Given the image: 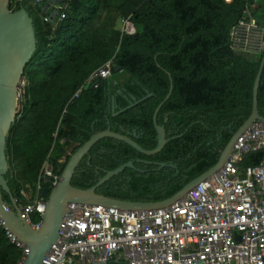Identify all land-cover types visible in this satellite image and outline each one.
I'll use <instances>...</instances> for the list:
<instances>
[{"label": "trees", "instance_id": "trees-1", "mask_svg": "<svg viewBox=\"0 0 264 264\" xmlns=\"http://www.w3.org/2000/svg\"><path fill=\"white\" fill-rule=\"evenodd\" d=\"M247 4L248 0H71L49 22L41 3L11 6L27 8L38 40L24 69V100L7 141V178L18 204L23 189L38 182L45 160L62 176L71 155L109 127L147 150L155 149L154 115L162 103L157 121L165 127L168 142L160 152L147 155L125 141L103 138L83 158L72 184L90 188L107 171L133 161L134 167L105 182L98 193L157 202L215 166L253 112L264 53L238 52L231 37ZM260 4L254 13L264 23V1ZM122 18L139 27L135 34L117 27ZM110 59L115 63L112 76L124 72L130 77L114 103L117 91L110 78L97 77L81 88ZM149 92L152 95L146 97ZM133 97L139 102L128 107ZM258 107L264 117V70ZM66 144L74 146L61 162ZM263 154L264 150L247 153L240 166L258 165ZM45 188L51 189L50 184H44L41 193ZM3 197L12 205L6 191ZM22 257L23 249L0 225V263L17 264ZM107 264L127 262L113 258Z\"/></svg>", "mask_w": 264, "mask_h": 264}, {"label": "built area", "instance_id": "built-area-1", "mask_svg": "<svg viewBox=\"0 0 264 264\" xmlns=\"http://www.w3.org/2000/svg\"><path fill=\"white\" fill-rule=\"evenodd\" d=\"M24 1L40 3L10 0L9 5L16 7ZM70 1L61 3L57 9L67 8ZM263 1L248 0L242 18L231 29L238 52L264 53V23L253 8ZM65 16L62 13L61 19ZM55 19L44 17L46 22ZM124 20L122 31L134 33L131 19ZM114 66V60H108L81 88L88 87L97 77L111 78ZM258 150H264L262 121L244 131L221 170L168 207L131 211L70 204L60 236L42 264L108 263L113 258L123 259L127 264H264V154L258 165L240 166L247 153ZM61 177L47 159L39 174L38 193L30 202L20 200L25 225L34 230L41 227L47 204L41 188L47 183L52 190ZM6 209L13 207L9 204ZM35 216L41 221L36 222ZM0 225L5 228L1 217ZM5 229L10 240L23 249V257L17 264H25L30 248Z\"/></svg>", "mask_w": 264, "mask_h": 264}, {"label": "water", "instance_id": "water-1", "mask_svg": "<svg viewBox=\"0 0 264 264\" xmlns=\"http://www.w3.org/2000/svg\"><path fill=\"white\" fill-rule=\"evenodd\" d=\"M43 5V12L55 19L59 10L57 4L65 3L67 0H39ZM10 0H0V217L5 223V228L13 232L21 241L30 248L25 264H42L43 259L52 249L54 243L60 236V229L66 215H69L68 206L73 203H87L106 207H116L123 210H155L168 207L191 192L200 182L208 179L221 170L229 161L234 145L243 135L244 131L256 121L264 122L258 107V93L262 73L264 70V55L254 86L253 112L248 120L239 128L231 138L227 146L221 152L219 161L211 169L188 183L174 196L157 202H135L112 198L98 193V188L105 182L120 174L128 167H134V162H127L114 170H109L100 178L99 182L87 189L75 187L72 184L76 169L83 158L90 152L92 147L101 139L114 137L125 141L140 152L147 155H154L160 152L168 142L164 126L157 121L158 112L163 103L157 108L154 115V123L158 133V145L153 150H147L134 141L131 137L117 133L109 127L105 131L94 134L90 140L82 145L71 155L59 184L52 190L45 188L43 196L47 198L46 210L43 215L42 225L38 230L24 224L21 218L19 204L14 197L7 178L11 165L7 153V141L11 128L16 120L18 107V87L22 80L24 69L33 58L37 50V36L34 19L26 7L18 10H11ZM116 71H121L120 67ZM121 91L120 93H122ZM172 92V91H171ZM171 92L168 97H170ZM152 95L151 92L148 96ZM135 100L128 107L137 104ZM127 107V108H128ZM114 109V106H113ZM122 109L121 111H123ZM53 164V163H52ZM163 166L166 164H162ZM6 191L12 200L13 210H7L9 205L4 197ZM107 264V263H96ZM196 264H205L199 262Z\"/></svg>", "mask_w": 264, "mask_h": 264}, {"label": "rangeland", "instance_id": "rangeland-1", "mask_svg": "<svg viewBox=\"0 0 264 264\" xmlns=\"http://www.w3.org/2000/svg\"><path fill=\"white\" fill-rule=\"evenodd\" d=\"M125 18H122L119 20L118 23V28L123 30L124 27V20ZM139 29L138 26H136L134 24V28L133 31L134 33L131 34H135L137 32V30ZM110 80L113 82V86L116 88V93H113L112 95V100L113 103L115 102V97L117 93H120L121 91H124L125 85L130 82V77L124 73V72H119L115 75H113ZM25 87H26V81L24 79H22L19 83V87H18V107L20 106V102H23L24 100V92H25ZM17 107V112L19 110V108ZM73 144H66L65 145V149L63 150V157L60 160L61 162H64L66 160V156L68 154L71 153L72 148H73ZM46 162V160H45ZM24 193H21L20 195V200H24L25 202H30L34 199V197L36 196V194L38 193V182L35 183L34 185H29L27 186L25 189H23Z\"/></svg>", "mask_w": 264, "mask_h": 264}, {"label": "crops", "instance_id": "crops-1", "mask_svg": "<svg viewBox=\"0 0 264 264\" xmlns=\"http://www.w3.org/2000/svg\"><path fill=\"white\" fill-rule=\"evenodd\" d=\"M60 4H61V3L57 4L56 8H59ZM260 5H261L260 3H256V4H254V5H253L254 10H258V11H259L258 8L260 7ZM258 11H257V12H258ZM257 16H258V14H257ZM117 260H118V259H117Z\"/></svg>", "mask_w": 264, "mask_h": 264}]
</instances>
